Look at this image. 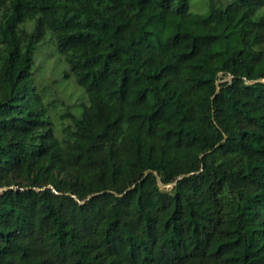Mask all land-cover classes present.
Listing matches in <instances>:
<instances>
[{
    "label": "trees",
    "instance_id": "trees-1",
    "mask_svg": "<svg viewBox=\"0 0 264 264\" xmlns=\"http://www.w3.org/2000/svg\"><path fill=\"white\" fill-rule=\"evenodd\" d=\"M256 80L264 0H0V264H264Z\"/></svg>",
    "mask_w": 264,
    "mask_h": 264
},
{
    "label": "rangeland",
    "instance_id": "rangeland-1",
    "mask_svg": "<svg viewBox=\"0 0 264 264\" xmlns=\"http://www.w3.org/2000/svg\"><path fill=\"white\" fill-rule=\"evenodd\" d=\"M227 1V0H214ZM208 8V0H189V11L204 14ZM64 63L61 57L46 45L36 54L35 80L37 88L45 94L46 100L59 104L61 110L74 113L81 111L86 104L85 94L75 86L71 78H64ZM230 80V77L228 78ZM226 81L222 80V82ZM170 188V186L168 187Z\"/></svg>",
    "mask_w": 264,
    "mask_h": 264
},
{
    "label": "water",
    "instance_id": "water-1",
    "mask_svg": "<svg viewBox=\"0 0 264 264\" xmlns=\"http://www.w3.org/2000/svg\"><path fill=\"white\" fill-rule=\"evenodd\" d=\"M232 77H230V79H231ZM222 81H219V82H217L216 83V86H218L220 83H221ZM254 83H264L263 81H260V80H256V81H254ZM149 173H153L154 175H155V177H156V179L159 181V186L160 187H162L163 185H162V183L160 182V178H159V176H158V174L157 173H155V172H151V171H146L145 172V176H147ZM191 174H186V175H181V176H179L171 185H170V187L172 188L178 181H180L181 179H183V178H186V177H189ZM133 188V187H132ZM4 189H6V188H4ZM131 189V188H130ZM83 202H81V204H82Z\"/></svg>",
    "mask_w": 264,
    "mask_h": 264
}]
</instances>
